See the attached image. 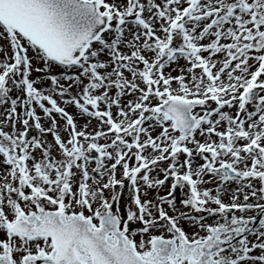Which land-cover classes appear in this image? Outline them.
<instances>
[{
    "label": "snow or ice",
    "instance_id": "6c2138e0",
    "mask_svg": "<svg viewBox=\"0 0 264 264\" xmlns=\"http://www.w3.org/2000/svg\"><path fill=\"white\" fill-rule=\"evenodd\" d=\"M0 264H264V0H0Z\"/></svg>",
    "mask_w": 264,
    "mask_h": 264
},
{
    "label": "water",
    "instance_id": "95a60500",
    "mask_svg": "<svg viewBox=\"0 0 264 264\" xmlns=\"http://www.w3.org/2000/svg\"><path fill=\"white\" fill-rule=\"evenodd\" d=\"M31 131H32V134H34V130L32 129Z\"/></svg>",
    "mask_w": 264,
    "mask_h": 264
},
{
    "label": "rangeland",
    "instance_id": "374dc122",
    "mask_svg": "<svg viewBox=\"0 0 264 264\" xmlns=\"http://www.w3.org/2000/svg\"><path fill=\"white\" fill-rule=\"evenodd\" d=\"M33 130H35V129H33ZM34 134H36L35 131H34Z\"/></svg>",
    "mask_w": 264,
    "mask_h": 264
}]
</instances>
